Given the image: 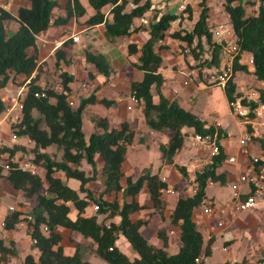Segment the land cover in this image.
Returning <instances> with one entry per match:
<instances>
[{
	"label": "trees",
	"instance_id": "obj_1",
	"mask_svg": "<svg viewBox=\"0 0 264 264\" xmlns=\"http://www.w3.org/2000/svg\"><path fill=\"white\" fill-rule=\"evenodd\" d=\"M24 1L27 4L19 5L15 14L0 6V89L17 76H23L24 80L29 78L21 99L20 118L11 125L16 138L11 140L10 145L0 146V153L7 154L8 158L5 178L15 191L34 201L27 213L26 227L30 239L34 240L32 246L37 249L38 257L27 253L23 264H91L82 258L78 242L72 254L64 253L60 227L90 238L94 242V252L107 264L202 263L203 257L211 254L212 237L204 243L193 212L206 199L205 187L209 181L226 182V172L220 169L226 157L220 141L226 134L221 126L207 123L161 92L164 77L160 66L161 50L168 48L164 42L167 37L182 41L185 45L192 44L193 57L198 59L199 55H203L202 61L207 67L218 65L220 44L213 41V13L209 1L196 0V7L186 1L181 4L178 13L155 7L153 0ZM246 4L255 6L254 12L248 13ZM221 5L226 14L225 19L236 36L239 51L252 58L250 71L248 65L235 60L232 75L222 87L227 101H230L241 95V92L236 91L233 80L236 72L249 71L255 79L264 80V0H221ZM86 6L91 9L90 13H87ZM57 9L63 10V13L55 15ZM149 12L151 20L146 24L140 22L133 25L134 20ZM83 15H86L85 23L88 25L102 23L104 33L109 38L130 36L138 30L147 32V37L139 46L134 41L126 43L127 55L137 54L134 65L141 72L139 79L129 83V92L141 102L145 124L152 130L168 134L167 141L159 144L163 163L173 164L182 176H188L185 166L175 164L173 159L183 146L188 131L210 135L218 144L219 152L211 163L195 171V191L178 196L170 213V222L179 226L181 244L175 253L169 254L165 250L167 243L164 230L158 231L163 245L154 246L140 231L147 220L133 219V215L144 208L163 210L164 200L160 189L167 187L168 183L162 181L157 173L147 170L136 178L126 176L125 184L121 183L126 150L134 139V131L128 122L113 125L106 116H98L94 122L96 129L86 137L81 129V114L87 104L95 102V94L81 97L78 105H71L70 83L74 81V75L66 70L59 72L60 91L37 82L41 70L37 36L51 25H66L71 18ZM10 19L16 20L17 28L7 33L6 23ZM173 23H176V27L172 26ZM66 44L67 41H64L53 53L57 66L60 62L67 65L70 61ZM84 60L104 79L111 74V65L103 53L86 49ZM98 102L109 106L113 100L102 97ZM4 111L5 104L0 95V114ZM33 111L39 116H35ZM41 121L45 122V127L40 125ZM19 137L28 138L33 147L28 148L19 142ZM51 145L61 150L60 159L53 158L45 150ZM27 152L30 154L28 161L39 169L35 173L20 169L13 160L17 153L22 155ZM97 155L102 161L99 169L95 161ZM82 160L90 165V173L79 168ZM1 171L0 166V176ZM98 176L102 188L95 195L88 188V183ZM66 179L76 180L77 188L69 186ZM143 189L148 193L149 205L138 201L137 196ZM91 204L97 207L94 213L84 215V209ZM72 209L73 217L70 215ZM22 214V210L15 208L5 213L3 228L14 229L21 222ZM98 215L104 218L99 221ZM113 216L117 217L116 221L105 222V218ZM119 236L135 251L136 256L132 259L118 248L116 242ZM16 253L14 246L5 244L0 238V262L8 261ZM219 264L231 263L225 261ZM232 264H246V261L242 259Z\"/></svg>",
	"mask_w": 264,
	"mask_h": 264
},
{
	"label": "rangeland",
	"instance_id": "obj_2",
	"mask_svg": "<svg viewBox=\"0 0 264 264\" xmlns=\"http://www.w3.org/2000/svg\"><path fill=\"white\" fill-rule=\"evenodd\" d=\"M182 1V3H185L186 1H190L193 5L197 2L196 0H177V2ZM211 8V12L215 14L216 19L222 22V25L226 26L227 28L230 27L229 21L225 19L226 14L223 12V8L221 5V0H208ZM0 6L4 8L6 6L8 10L14 9L16 4H14L13 0H0ZM88 8V12H91V9ZM196 7V4L195 6ZM246 11L248 13L254 12L255 6L253 5H245ZM160 9L164 11H174V12H179L181 10V4H177L175 0H165V5L163 7H160ZM106 10V9H105ZM63 10H56L55 15L58 13H62ZM86 15L80 16V17H75L71 18L65 27L59 28L60 32L58 33V40L67 41V44L65 46L66 49L70 52L72 48L73 43H81L84 40L88 39L89 36V31L85 30L84 24L85 23V17ZM144 17H146L147 22L151 20V13L146 14ZM54 18V17H53ZM146 22V23H147ZM140 21L138 19L134 20L133 25H138ZM145 23V24H146ZM213 22V27L216 26ZM218 23V24H219ZM217 24V25H218ZM10 25L9 22L6 23V27L8 28ZM176 27V23L173 25ZM78 33L79 35V40L78 41H73L72 38H68L67 36L70 34H76ZM82 38V39H81ZM98 38V37H97ZM116 38L115 43L119 42L120 38ZM167 40H170V47L168 46V51L166 53L170 54L169 56L176 58L178 60V65L183 66L185 63H189V61L192 62L191 67H195L196 69H193V73L196 74V70L199 72V77L198 75L196 76L200 82L199 85H196V87L193 90H189L187 86H184L182 84L181 79L178 81H174L172 84L174 89L179 90V95L184 94L187 96L188 100L186 98H183V103L180 105L184 109H187L189 111H192L195 113L199 118L205 120L207 123H218L222 129L224 130L226 136L222 139V144L226 147V157L227 158L229 155H236L238 145H237V140L239 136L243 132V125L240 124V119L235 117L232 112L230 111V108L227 106V99L224 94L223 89L221 88L222 86L212 84L207 81L208 77V69L210 67H207L205 62H203V55H199L198 59H195L193 57L192 53V48L193 45H185L184 42L179 41L177 39H172L171 37H167ZM138 41H144V37L139 36L137 38ZM63 41V42H64ZM62 42V44H63ZM177 44V45H176ZM58 48V47H57ZM70 49V50H69ZM167 49V48H166ZM55 51V50H54ZM53 51V53H54ZM67 51V52H68ZM112 51L108 52V55L111 57V59L114 60V56L111 54ZM165 55V53L162 52V55ZM54 55V54H53ZM52 55V60L48 61H40L41 63V70L39 72V77L43 76V74L46 75V86H52L54 87L57 91L61 90V84H60V77H59V72L61 70H68L72 71L74 67V75L76 77V86L78 87L76 91H72V94H74L75 100H73V106L78 105L81 97H84V94L87 93H92L93 91L99 90L101 87L105 85V81H103V76L99 77L98 73L94 69V67L91 64L84 63L82 59L75 58V60H70L69 63L66 65L63 62H60L59 65H55L54 63V57ZM116 56V55H115ZM167 55L163 56L162 59V66H169V61ZM39 57V56H38ZM108 57V56H107ZM245 58L246 62L248 61L249 55L244 54L243 56ZM109 59V60H108ZM107 61L109 63L111 62L110 58H108ZM116 63L117 60H114ZM185 62V63H184ZM47 64L49 67L48 69H44V65ZM74 64V66L72 65ZM188 69L187 67H184ZM47 71V72H45ZM250 71V70H249ZM249 71H239L237 72L238 74L235 75V79L237 80L236 83V89L237 91L240 92V89L242 87V90L251 88L254 85V79L255 77L253 75H250L251 73ZM94 72V73H93ZM80 75V76H79ZM182 76V75H181ZM189 76V75H188ZM189 78H187L188 82ZM29 81V78L24 80L23 76H17L15 77V80L12 82H9L4 88L1 89L0 94L1 97L3 96V101L5 104V111L8 107H11L12 103L17 100L19 103L21 102V99L23 95H17L18 90L20 87H23V92L26 90V83ZM181 81V82H180ZM245 81V82H244ZM239 83V84H238ZM83 84V85H82ZM211 85V86H209ZM195 86V85H194ZM108 90L105 87L103 91H101V95L103 96H108ZM242 92V91H241ZM93 94V93H92ZM72 99V98H70ZM132 103V101H130ZM102 103H90L87 104L86 108L83 109L82 114H81V119H82V124H81V129L84 133V135L87 137L90 132L94 130L93 122L90 121V116L91 115H102L105 113V107H103ZM19 110L20 107H13L8 115H5V111L3 114H0V146L3 145H10L12 143V135L14 132L12 131L11 125L14 122H17L19 120ZM128 112H132L131 109L128 110ZM33 114L35 116H39V114L36 111H33ZM40 125L42 127H45V122L41 121ZM146 131V130H145ZM144 137L151 143H154L153 139L157 136L158 137V131L152 130V133H145L143 132ZM143 137V138H144ZM156 137V138H157ZM166 137V136H165ZM163 137V141L166 139ZM17 140L23 144H25L28 148L33 147V143L26 137H19ZM143 140V139H142ZM224 141L227 142V144H224ZM263 141H264V135H263ZM130 145H133L134 151L131 149H128L129 152H133L134 155L131 156V153L127 156V159H131V162L135 163V161L153 164L157 167H160V161H159V156L160 154L155 153L154 146L151 145V148L144 147L142 149L143 143L141 142H134ZM183 148L188 150L189 156H188V162L196 160L197 163L199 164L197 168L192 170V167H190V163L187 165H184L185 168L187 167L191 168L190 171L187 170L188 176L178 179L173 183V186L178 190V193L176 194L178 196H185L190 194L191 189L195 187L194 181L191 179L193 174L197 169H200L203 165L206 163V151L203 150L202 146L196 142L194 138V133L191 131L186 132V136L184 138V143H183ZM48 153L52 155L53 158L55 159H60L61 157V150L56 148L55 145H51L45 149ZM185 150V152H186ZM3 157H0V166L2 167V176H0V238L4 240V243L9 245V246H14L15 250L17 251L16 255L11 256L8 258L10 259V262L7 263L8 261L4 262L6 264H23V258L25 254L27 253H35L37 251L36 248L32 246L33 241L30 239L27 231V218H28V212L30 210V207L33 205L34 201L32 198H26L24 197L20 192L15 191L5 178L4 174L7 170L6 164H7V154H3ZM30 154L25 153L22 155H19L17 159L20 160H28L30 157ZM98 159H101L99 156L95 157V160L97 161ZM135 160H134V159ZM14 159V158H13ZM130 161V160H129ZM97 164V163H96ZM126 167V164H124V168ZM79 168L83 169L85 172L90 173L91 172V167L89 164L86 163L85 160H82L80 163ZM221 168L225 172H231L233 173L234 170V165L232 163H229L227 159L223 161L221 164ZM221 169V170H222ZM37 170H39L37 168ZM143 169H141L140 172H142ZM237 171L238 173L241 171V166H237ZM40 172H43L42 169H40ZM235 172V171H234ZM161 173V172H160ZM234 176V175H233ZM232 176V178H233ZM230 178V179H232ZM72 184L73 180L66 179L65 181ZM229 180V179H228ZM122 182L124 183V178L122 179ZM101 185L97 182L95 179L92 182L88 183V188L95 194L97 195L101 191ZM228 188V190H227ZM247 189V186L244 188ZM145 190V189H143ZM138 194V201L141 203L146 204V202H149V199L146 198V195L142 192ZM180 190V191H179ZM147 192V191H146ZM231 193L230 187L227 186L226 183H220V182H214L213 184H207L205 187V194H206V199L204 200L203 203L207 202V200L214 198V201L217 203L222 196H227L228 193ZM229 193V194H230ZM121 200V199H119ZM164 203L166 202L165 199ZM163 203V204H164ZM12 205L15 209L22 210L23 214L21 215V222L17 223L12 230H5L3 228V224L1 222L3 221L5 213L11 211L8 206ZM147 205V204H146ZM201 205V204H200ZM200 205L198 207H200ZM92 204L88 206L86 211L91 212V210H95ZM165 207V205H164ZM89 212V213H90ZM94 212V211H93ZM260 212V213H258ZM72 215V213H70ZM103 215H98L97 219H101ZM264 203L262 206L258 207V210H248V211H240L238 213V216H236L233 221H232V226L231 228L227 227L225 229L226 234L229 237L234 238L233 240L230 241V252H231V257L234 260L239 261L243 255H246L247 252V257L251 261L247 262H254L258 260V257L260 256L264 257ZM248 227V228H247ZM225 234V233H224ZM65 240L68 238L69 241H72L73 239L67 236L66 231H64ZM220 237H216V242L215 246L217 245L218 248L220 247ZM67 246L69 243H67ZM91 243H86L84 246V250L87 251L88 253L91 252ZM124 249V248H123ZM129 250V249H128ZM125 253L127 254L128 251L124 250ZM167 251L170 253L171 249L167 248ZM128 255V254H127ZM254 256V259H253ZM95 259L93 260L95 264L96 258L99 262H104L102 258L99 256L94 257ZM221 251L216 250L214 251L213 255L209 260L207 261L208 264H218V261H221ZM92 259V258H91ZM90 258L88 260L91 261ZM253 259V260H252ZM0 262V264H4ZM102 264V263H101Z\"/></svg>",
	"mask_w": 264,
	"mask_h": 264
},
{
	"label": "crops",
	"instance_id": "obj_3",
	"mask_svg": "<svg viewBox=\"0 0 264 264\" xmlns=\"http://www.w3.org/2000/svg\"><path fill=\"white\" fill-rule=\"evenodd\" d=\"M13 1H14V4H16V6L14 9L9 10L12 14H15V10L19 5H26L27 4L24 0H13ZM153 2H154L153 5L155 7L160 8V7H163L165 5V0H153ZM175 2L178 5L182 4V1L177 2V0H175ZM4 8L8 10V8L6 6H4ZM87 10H88V8H87ZM210 11H211V8H210ZM87 13H90V12L87 11ZM211 21L215 22L216 24H218L219 22H222V21H219L216 19V16L214 13L211 16ZM8 22L10 23V25L8 28L6 27L7 33H11L17 28V22L15 19H10ZM67 24L66 25H51L45 31L41 32L37 36V47H38V56H39L38 62L39 63L41 60H42V62L43 61L49 62L50 60H52L54 41L56 40V38L59 37L58 36V33L60 32L59 28H61V27L63 28L65 26H67ZM84 27H85V30L89 31L88 39L84 40L81 43H73L71 50L69 49L70 52L68 51V49H66L68 51L67 52L68 58L70 60H73V61L75 60V58H79V59H82V61L84 63H86L84 60V51L86 49L91 50V51H98V52L103 53L107 59L110 58V60H111L110 65L112 68L111 74L109 75L108 78L104 79L101 75H98L99 77L103 78V81H105V85L103 87H101L99 90L92 92L96 96V100L94 103L98 102V100L102 97H104L106 99L113 100V103H111L109 106H106L105 104L102 103V105H104L103 107H105V113H103L102 115L97 114L95 116L94 115L90 116V121L93 122L94 130L96 129L94 122L98 116H106L113 125H118L122 121H127L129 126L134 131L133 141L136 142V140H137V142H140V143L142 142L144 145V146H142V149L144 147H146V149L151 148L152 147L151 145H153L155 147L154 148L155 153L160 154L159 144L167 141L168 134H166L163 131L162 132L158 131V137L156 136L157 138L155 137L153 139V141H155V142L154 143L149 142L144 137L143 132L149 134V133H152V129H150L144 122L143 116L141 114V106H142L141 102L137 101L136 104H133V107L131 108L132 112H130V113L128 112L129 109L127 108V105L130 104V95H131L129 92V83L131 82V80L139 79L141 77V72L134 65L135 60H137V54L127 55L126 43H128L129 41H134L137 43V46H139L142 43V41H138L137 38L139 36H141V37L143 36L145 39L147 37V32L145 30H138L136 32H133L130 36H117L118 39L120 38V40H119V42L115 43L116 38H109L105 35L104 27H103L102 23H99L96 25L84 24ZM164 42L167 43L169 47L171 45L170 43H172V42H170V40H167V39ZM61 46H62V44L60 46H58V48ZM168 50H169L168 48L161 50V55H162V52L165 53V55H167L166 57H168L169 66H162V63H161L160 71L164 77V82L162 83L160 89L164 95H166L172 99H175L181 105L183 103V101H185V100H183V98H186L187 100H188V98L184 94L179 95V90L174 89L172 86L173 85L172 83L176 80L179 81L182 78L181 79L182 84L184 86H187V88L189 90H193L196 87V85L200 84L198 78L196 77L197 75L199 77V72L196 70V74L193 73V69H196V68L191 67V65H192L191 61H189L188 64L184 62L185 64L183 66L178 65V60L175 61L176 58H173V57L169 56L170 54L166 53ZM109 51H112L111 54L115 57L114 60H117L116 63L108 55ZM165 55L164 54L162 55V59H163V56H165ZM72 65L74 66V64H72ZM48 67L49 66L47 64L44 65V69H48ZM184 67H187L188 69H186ZM72 69H73L72 71H70V70H68V71L74 75V67ZM247 69L251 70V67L248 66ZM45 72H47V71H45ZM236 74H238V73L236 72L235 75ZM235 75L233 77V80L236 84L237 80L235 79L236 78ZM250 75H252V74H250ZM187 78H189L188 82L184 83L185 80L187 81ZM75 79H76V77L74 75V81H72L70 83V87L72 88L73 93L78 88L76 86V80ZM46 81L47 80H46L45 74H43V76L38 77V80H37L38 84H40L41 86L46 85ZM209 86H211V85H209ZM105 87L109 91L108 96H103L100 94L101 91H103L105 89ZM238 89H240V92L242 91V87L238 88ZM247 89H244V90H247ZM0 91H1V89H0ZM236 91H237V89H236ZM90 94L89 93L84 94V97H86ZM70 98H72L71 99L72 101L75 100L74 94H72ZM2 99H3V96H2ZM98 103H100V102H98ZM226 103L228 106V101H226ZM86 106L84 108H86ZM212 124L219 125L218 123H212ZM163 137L166 138L164 141H163ZM220 142L222 144V140ZM224 144H227V142L224 141ZM128 149H131V150L133 149L132 151H134L133 145H129L127 147V150H126V155H129V153H131V156H133L134 153L133 152L128 153ZM224 149L226 152L227 149L225 146H224ZM185 150L186 149L183 148V146H182L181 149L175 154V156L173 158L174 163L178 164V165H183V166L187 165V163L188 164L190 163L189 165H190V167H192V170L197 168L199 165V164H196L197 159L193 160L191 162L190 161L188 162V156H189L188 152L189 151L186 150V152H185ZM126 155H125V161L123 163L124 175L121 178V183L123 185L125 184V177L126 176H131L132 178H136L143 171L147 170V171H150L151 173H157L160 177L165 176L167 179L168 186L173 187L176 190V193L173 196L168 197V196H166V194H162L163 199H165V201H166L164 203L165 207H163L162 211H155L153 208L148 207V208H144V209L140 210L139 212H137L133 215V219L141 218V219L147 220V223L143 224L140 227V231L145 236V238L148 240L149 243H151L154 246H162L163 240L159 236L158 231L164 230L165 236H166V243H167L165 250L167 251V248H170L171 252L169 253L167 251V253H169V254L175 253L179 249L181 242L179 239V226L177 224H172L170 222V213L172 212V209L174 207V204H175V201L177 198L176 194L178 193V190L173 186V183H175V181H177L179 178L181 179L182 174L179 172V170L173 164L169 165V164L163 163L160 156H159L160 167H157L153 164L149 165L148 163H146V161L144 163L138 162V161H135V163H133V162H131V159H129L130 161L127 159ZM96 163H97L96 164L97 169H99L101 164H102L101 159L97 158ZM124 164H126L125 168H124ZM141 169H143L142 172H140ZM190 169L191 168L187 167L186 170L190 171ZM220 169H222V168H220ZM235 170H236V167L234 166L233 173L226 172L227 179L232 178ZM58 175L63 177V175L61 173H59ZM123 178H124V183L122 182ZM69 180H73V179H69ZM96 180L101 185V179L99 176L97 177ZM66 183L73 188H77V186H78V182L76 180H73L72 184H70L68 182V180ZM209 183L213 184L214 182H208V184ZM242 187H244V186H242ZM227 190H228V188H227ZM142 192L146 195V198L148 199V193L146 192V190H143ZM229 193L227 196H222L221 199L219 200V203L228 199L230 196ZM209 200L214 201V198L209 199ZM209 200H207V202H209ZM146 204L149 205V202H146ZM262 205L263 204H261L260 206H262ZM9 206H11V205H9ZM9 206H8V208H9ZM87 208H88V206L84 209V213H83L84 215H89V214L94 213L93 211H95V210H91V212H90V210L86 211ZM197 210H198V208H195V210L193 212V217H194V220L196 222L198 229L201 231V233L203 235L204 243H206V241L208 240L207 239L208 235L206 234L205 228L208 225H213L214 218L212 216H202L197 212ZM256 210H258V207L254 211H256ZM71 213H72L71 217H73L74 216V210L73 209L71 210ZM238 213H239V211H235L232 214H228L224 218L225 219L224 228H221L218 230L215 229L211 233V235H210V237H212V242L210 245L211 254L207 257H203V261L200 264H208L207 261L209 260V258L212 257L214 251H216V250H220L221 256H222L221 261L219 260L218 264L221 262H225V261L230 262L232 264L234 262H239L242 259H245L246 264H254V262H247V261H251L247 257L248 256L247 252H246V255L244 254L243 257L239 261L234 260L231 257V252L229 249V247H230L229 243L234 238L229 237L226 234L225 229L227 227L231 228L232 221L234 219H236L235 217L238 216ZM258 213H260V212H258ZM103 218H104V216H102L101 219L98 218V220L101 221ZM262 218H264V217H262ZM116 219H117V217L113 216V217L105 218L104 220L106 223H108L110 221H116ZM59 230L62 232V236H63V238L61 240V245L63 246L64 253L72 254L75 250V244L78 242L80 244V251L82 253V258L85 260H88V258H90V259L92 258L91 261L90 260H88V261H90L91 264H95L93 260L95 259L94 257H96L97 255L94 252V242L90 238L82 236L79 232L68 231L66 229H63L62 227H60ZM64 231H66L67 236L69 235V237L73 239L72 241H69L68 238L65 240L66 236L64 235ZM216 237H220V240H221L219 248L217 245L215 246ZM65 241L67 243H69L68 246L65 243ZM91 241H92V244H91L92 250L90 253H88L87 251L84 250L85 249L84 246L86 245V243H91ZM116 244H117L118 248L123 253H125L124 250L128 251V253H127L128 255L126 253L125 254L130 259H132L133 257L136 256L135 251L131 248L130 244L122 238V236H119L117 238ZM223 246L226 247V250H222ZM32 254L35 258L38 257V251H36L35 253H32ZM253 259H254V256H253ZM9 262H10V259L8 260L7 263H9ZM96 262H97V264H101V263L107 264V262L105 260H104V262H99L97 260V258H96ZM4 264H6V263H4Z\"/></svg>",
	"mask_w": 264,
	"mask_h": 264
},
{
	"label": "built area",
	"instance_id": "obj_4",
	"mask_svg": "<svg viewBox=\"0 0 264 264\" xmlns=\"http://www.w3.org/2000/svg\"><path fill=\"white\" fill-rule=\"evenodd\" d=\"M138 20L141 23L147 22L144 16ZM212 35L213 41L220 44L219 63L218 65L210 66L207 73V81L223 87L232 75L235 60L237 59L239 62L251 67L252 58L249 55V62L245 61L244 54L238 49L236 36L231 27L227 28L222 24H218L213 27ZM67 37L72 38L75 42L79 40L78 33L70 34ZM63 39L66 38L54 41L53 51L62 44ZM186 82L185 80L184 83ZM23 94V87H20L17 95ZM35 95H38V93H35ZM40 95L42 96L43 93H40ZM130 101L132 103L127 105L128 109H131L133 104H136L138 100L133 95H130ZM69 103L73 105L71 99ZM20 106L21 102L19 103L15 100L11 107L6 109L5 115H8L13 107ZM228 107L232 114L240 119V124L243 125V132L237 140L238 149L236 155H229L225 158L236 167L233 178L226 179L225 182L231 189L229 198L221 203L209 200V202L202 203L200 207H197V212L200 215L212 216L214 218L213 225H208L205 228L208 235L207 239L215 229L224 228V218L228 214H232L235 211L255 210L264 203V80L254 79V85L247 90H242L240 96L228 101ZM15 138L16 136L13 134L12 139ZM194 138L202 146L203 150L206 151L205 164L211 163L214 156L219 152L215 138L210 135H199L196 133H194ZM2 155L3 153H0V157ZM17 157H19L18 153L14 156L13 160L17 162L20 169L27 170L30 173L37 172V166L34 163L24 159L19 161ZM238 165L241 166L239 173L237 171ZM194 178L195 173L191 179L194 181ZM161 180L167 182L165 176H161ZM246 186L247 189H244ZM160 191L168 197L176 193V190L168 185L165 188H161ZM194 191L195 187L191 189V193ZM94 208L96 209L97 207L95 206ZM9 209L13 210L14 207L11 205ZM1 224H3V221ZM43 229L45 230L46 226ZM32 241L34 242V240ZM222 250H226V247L223 246ZM255 262V264H264V257H258V260Z\"/></svg>",
	"mask_w": 264,
	"mask_h": 264
}]
</instances>
